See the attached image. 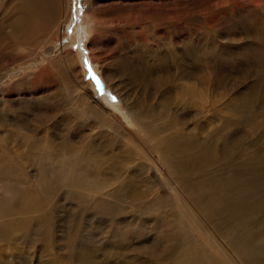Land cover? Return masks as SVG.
Masks as SVG:
<instances>
[{"label": "bare ground", "instance_id": "bare-ground-1", "mask_svg": "<svg viewBox=\"0 0 264 264\" xmlns=\"http://www.w3.org/2000/svg\"><path fill=\"white\" fill-rule=\"evenodd\" d=\"M5 1L0 0V5ZM8 1L0 10V89L2 93L8 92L9 97L10 93H17L22 88L21 91L28 99L24 97L18 103L9 102L7 98L10 105L7 109L0 107V123L12 126L16 129L14 131L29 130L33 135L27 137L28 144L24 152H18L16 143L19 137L16 133L8 130L6 134L0 135V192L11 193L17 197L27 195L29 199L21 205L31 209H37L44 196L49 198V206L61 180H64L69 192L82 194L84 183L76 168L86 165V176L99 173L87 180L84 196H99L98 214L104 220L110 219L114 212L112 202L105 203V198L113 200L122 213L126 211L127 215L131 209H134L137 216L152 209L163 211L165 215L169 213L177 216L176 227L161 231L157 236L166 242V246L151 255L157 264H264V147L255 148L257 155L252 156L243 141L217 149L209 141L198 142L195 136L176 137L174 132L172 134H175V138L171 139L172 134H162L167 127L165 124L156 125L160 133L157 139L162 143L156 142L151 135L153 130L149 122V112L159 120L156 110L152 109V94L157 96V93L166 91L168 80L176 76L175 73L182 68L183 62H193L200 58L195 42L197 36L193 34V39L185 44L179 42L178 57L172 56L167 46L161 53L160 50L152 52L151 48H137L138 51H131L130 57L126 55L122 63L112 67V76L121 82V87L118 84L110 85L111 76L108 75L105 82L111 94L105 98V103L112 106V112L118 118L105 113L108 110L97 99L88 100L86 104L79 106L78 98L72 101V97L65 92L68 88L59 96L60 91L44 95L53 85L42 76L41 82L31 79L34 70L48 66L56 70L55 73L63 81L65 76L72 84L63 69L64 66L69 69L68 59H62L63 63L58 61L57 65L63 66L60 69L53 62L55 55L59 56L70 45H58L55 40L52 45H47L52 39L50 26L56 24L61 30L65 27L67 18L61 14L62 0L61 3L59 0ZM69 1L66 0L67 3ZM204 4L202 3L203 6ZM66 7L69 9L68 5ZM234 8L240 11L237 15V11L235 12V19L230 20L219 13L223 20L211 31L217 33L229 27L227 31L232 37L248 32L246 36L250 39L249 44L246 43L247 51L241 49L235 60L264 65V14L257 13V9L250 12L251 8H247L250 13H246L237 4ZM210 11L214 14V11ZM158 15L155 13L156 18ZM219 15L209 17L217 22ZM175 18L197 23L194 15L186 10L178 13ZM167 24L165 28H168ZM226 50L222 49L221 52L227 54ZM221 52L218 54L222 57ZM35 54L37 57L34 58ZM13 80L16 82L12 83ZM74 87L78 89L79 101L83 104L89 93L78 83ZM124 87L129 89H126L125 94L122 93ZM263 96L264 90L256 89L254 97L259 100ZM115 99L121 100L126 112L132 116V127L126 124H130V121L119 112ZM237 101H242L238 110L245 111L249 116L246 92L244 99L242 95ZM15 104L16 107L13 106ZM164 108L162 106L158 111ZM91 118L98 126L87 130V122ZM107 118L110 119V124L106 125ZM250 121L246 117L240 123L246 124ZM178 122L184 132L182 121L178 119ZM261 125L264 131V122ZM174 127L175 125L171 128ZM128 136L133 140V147L144 150L142 159L145 167L156 169L158 175L167 180L169 189H161L173 193L174 201H180L179 207L169 197L163 203L146 200L144 192L148 193L149 190L139 188L135 184L136 173L128 172L130 163L137 165L136 160L113 155V162L104 161L107 160L104 153L108 154L111 146ZM151 156L155 163H151ZM95 159L104 161L106 165L97 168L94 163L101 161H94ZM111 173L130 176L127 180H119L118 177L110 178ZM145 187L150 189L149 186ZM15 200L11 198L6 201L4 207H0V214L9 211L8 205ZM121 202L126 204V210ZM17 212L26 214L22 209ZM1 227H11V224L0 221ZM30 229L27 219L14 225V230L19 235H24ZM129 234L125 230L124 238Z\"/></svg>", "mask_w": 264, "mask_h": 264}, {"label": "rangeland", "instance_id": "rangeland-1", "mask_svg": "<svg viewBox=\"0 0 264 264\" xmlns=\"http://www.w3.org/2000/svg\"><path fill=\"white\" fill-rule=\"evenodd\" d=\"M7 1L0 5V10ZM59 1L61 3V0ZM62 2L61 14L67 18L65 27L61 30L55 26L56 24H52L53 26H50L52 39L47 45H52L54 40L58 45H70L67 51L63 52L64 54L60 53L59 56L56 54L53 62L57 65L58 61L63 63L62 59L65 60V57L66 60L68 59L69 69L65 66L63 69L66 70L72 84L65 76L63 81L55 73L56 70L41 66L34 70L31 79L41 82L45 78L53 85L44 92V95L60 91L59 96L65 88H68L65 92L72 97V101L78 98L79 106L86 104L88 100L97 99L108 110L105 113L119 118L112 112V106L105 103V98L111 94L107 89L105 78L110 75V85L118 84V87H121V82L112 76V67L122 63L130 53L138 49L151 48L152 52L160 50L159 53H161L167 46L171 55L178 57L179 42L185 44L188 40L191 41L195 34L197 36L195 42L199 49L197 55H200V58L193 62L186 60L189 63L183 62L182 68L176 71V76L168 80L166 91L157 93V96L152 94L150 99L153 104L152 109H155L159 116L157 121L149 112L153 139L162 143L157 139L160 133L156 125L165 124L167 127L162 134L175 132L176 137L195 136L198 142L209 141L211 146L217 149L222 146L230 147L234 142L243 141L249 147L248 153L255 156L257 154L254 149L264 147V140H262L264 131L261 125L264 122V104H262L264 96L259 100L254 97L256 89L264 90V65L235 60L241 49L246 50V46L248 48L246 45V43L249 44L248 39H250L246 36L248 32L232 37L227 31L229 27L217 33L211 31L223 20L219 13L230 20L235 19V12L237 11L236 15L240 13L234 8L236 4L246 13L249 12L247 8H251L250 12L257 9V13L264 14V0H70L68 3L62 0ZM202 3H205L204 6ZM206 9L208 11H205ZM183 10L193 14L197 23L176 19L175 16ZM210 10L214 11V14H211ZM155 13L159 14L157 16L159 19L155 17ZM215 14L219 15L217 22L210 18ZM233 15L234 17H231ZM165 24L168 28H165ZM222 49L224 51L227 49L228 53H222ZM219 51L222 57L218 54ZM36 54L34 58L37 57ZM85 61L88 62L87 65ZM61 65H57L59 69L63 67ZM43 70L44 73H42ZM14 82L16 80L12 83ZM77 83L89 93L83 104L79 101L78 89L74 87ZM70 86H72L71 90ZM126 89L128 88L122 89L123 94L127 92ZM21 90L22 88L17 93H10L7 97L8 92L2 93L0 89V107L4 106V109H7L9 102H20L25 97ZM245 92L249 116L245 111L238 110V105L243 100L238 103L237 99L242 95L244 99ZM25 99L28 98L25 97ZM114 101L118 102L119 112L130 121V124H126L132 127L130 120L132 116L126 112L121 100ZM16 105L13 106L16 107ZM162 106L165 108L158 111ZM246 117L251 121L241 124V120ZM178 119L182 121L184 132L180 129ZM109 121L110 119L107 118L106 125L110 124ZM174 125L175 127L171 128ZM96 126L98 124H95L92 118L88 120L87 130ZM8 130L17 134L19 138L16 147L18 152L20 150L24 152L28 144L27 137H31L33 133L29 130L14 131L16 129L12 126L0 123V135L6 134ZM122 134L127 135L125 132ZM174 138L175 134H172L171 139ZM113 148H115L114 152ZM143 151L133 147V140L128 136L111 146L108 154L104 153L107 158L104 161L113 162V155H122L124 159L136 160L137 165L130 163L128 172L136 173L135 184L139 188L144 191L149 190L148 193L144 192L146 200L163 203L169 197L176 206L178 203L180 205V201L178 203L174 201L173 193L161 189V187L168 188L167 180L159 176L156 169L145 167L142 159ZM104 161L96 162L94 165L101 168L102 165H106ZM153 161L155 163L151 156V163ZM87 167L79 165L76 168L82 175L81 179L84 183L82 194L69 192L64 185V180H61L57 185L53 202L49 206V198L44 196L40 201L41 205H38L37 209H31L21 205L29 199L27 195L17 197L11 193L0 192L2 208L9 199H16L8 205L9 211L0 214L1 222L11 224V227L0 228V264H157L151 255L166 246L164 239L157 236L161 231L175 228L177 216L169 213L165 215L163 211L152 209L145 210L144 214L139 216L134 213V209H131L127 215L126 211L122 213L113 200L105 198V203L112 202L114 212L110 219L104 220V217L98 214L99 196H84L87 180L99 173L86 176L84 170ZM129 176L111 173L110 178L118 177L119 180H127ZM94 181L96 183V180ZM70 185L73 186L72 183ZM145 185L150 189H147ZM123 197L125 201H128L126 196ZM121 204L126 210V204L124 202ZM20 209L26 214L17 212ZM136 210L140 211L137 208ZM130 212L134 214L131 215ZM22 219L29 221L31 229L24 235H19L15 232L14 225ZM125 230L130 232L126 239L123 235Z\"/></svg>", "mask_w": 264, "mask_h": 264}, {"label": "snow or ice", "instance_id": "snow-or-ice-1", "mask_svg": "<svg viewBox=\"0 0 264 264\" xmlns=\"http://www.w3.org/2000/svg\"><path fill=\"white\" fill-rule=\"evenodd\" d=\"M85 63H86V65H87V63H88V62H87V61H85ZM93 78L95 79V77H93ZM97 84H99V80H98V79H97Z\"/></svg>", "mask_w": 264, "mask_h": 264}]
</instances>
